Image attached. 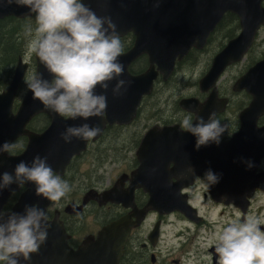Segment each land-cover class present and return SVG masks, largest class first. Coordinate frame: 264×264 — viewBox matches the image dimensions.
<instances>
[{"label": "flooded vegetation", "instance_id": "af4514ba", "mask_svg": "<svg viewBox=\"0 0 264 264\" xmlns=\"http://www.w3.org/2000/svg\"><path fill=\"white\" fill-rule=\"evenodd\" d=\"M262 6L264 7V0ZM120 36L123 53H125L134 45L136 36L134 31ZM193 50L196 49H192L184 59ZM141 56L129 66V72L132 74L141 73L149 67L150 63L147 60L148 66L145 69L132 70V68H138L135 65L139 63ZM184 59L175 64L173 73L165 82L171 80L175 71L184 69L186 65H181ZM241 59L246 65L237 80L257 63L264 61V24ZM221 77L215 84L217 94L212 104V112L215 111L218 114L222 125H230L229 131L233 134L229 136L228 131L223 133L219 145L210 143L197 150V138L191 133L180 131L182 120L186 116H191L194 123L196 113L181 108L179 100L194 97L198 100V104H202L213 94V87L203 91L198 82L201 92L182 96L178 100V112L174 113L176 115L174 119L168 122L160 120L151 124L153 119L148 117V122L145 120L139 124L145 102L152 95L144 96L131 123H107L101 134L88 142L84 152L75 156L62 173L56 172L69 183L72 190L58 203L50 201L46 212L48 222L55 218L61 222L69 248L77 251L87 241L85 249L88 252L93 251L97 247L99 233L112 223L123 220V224H131L132 227L122 246L123 253L118 264H218L214 236L225 225L237 220L242 222L246 217L253 216L261 221L260 228L264 231V113L258 117L255 125L249 124L247 127L243 125L240 114L251 104L253 94L246 88L235 90L234 85L237 80L232 84H224L223 80H220ZM161 80L159 76L157 82ZM24 89L21 93L19 92V96ZM239 95H242L244 99L238 104L236 100ZM223 99L227 100L226 105H223ZM234 104L236 107H233ZM210 113L198 116L203 117L207 122ZM35 118L36 116L33 119ZM33 119L27 126L31 131L42 132L49 126L43 130H36L31 125ZM133 125L138 128L134 132V138L128 144L124 143L120 146L122 149L129 148L131 160L124 162L125 168L116 181L104 184L102 168V173L95 172L100 178L98 182H92L89 175L87 178H78V173L81 172L79 167L87 163L88 159L97 157V150H95L97 148H93L96 143L98 145L101 141L99 148L106 140L108 142L112 134L126 131ZM175 125L178 126V130L164 131V128ZM148 133H150V140L142 146ZM21 137L26 141L21 150L23 152L29 140L27 135H21L17 139ZM252 138H259V140L253 142ZM246 141L249 142L245 143ZM90 154L93 156L90 157ZM141 156L149 164L138 178L136 174L141 166ZM241 158L252 161L255 167L249 169ZM72 168L75 169L72 170ZM191 168L194 171H191ZM152 169H156L155 173L151 172ZM209 169L220 177L218 183L210 186L204 179ZM115 184L119 187V194L124 202L91 198L80 212L66 210L71 204L80 206L90 189L105 193ZM26 190L27 186H24L14 191L3 210L11 211ZM170 199H173V204L170 203ZM167 201L170 204L166 205ZM9 203L10 207L7 208ZM180 203L181 208L186 210L167 211ZM35 205L38 204L35 203ZM84 217L93 218L95 226L85 224ZM171 226L173 230L169 232ZM84 227L87 228L86 231L83 230ZM80 260H73L71 264H104L102 253L93 252ZM3 263L0 262V264Z\"/></svg>", "mask_w": 264, "mask_h": 264}, {"label": "water", "instance_id": "95a60500", "mask_svg": "<svg viewBox=\"0 0 264 264\" xmlns=\"http://www.w3.org/2000/svg\"><path fill=\"white\" fill-rule=\"evenodd\" d=\"M83 2L90 6L98 16H111L113 22L117 24L119 35L134 31L136 36L134 45L118 58L119 62L124 65V73L120 78L130 80L132 84L123 96L115 97L111 88L114 87L116 81L110 83L107 92V115L104 118L91 117L88 120L78 118L66 121L57 113L46 110L39 100H34L31 91L26 92L17 110L14 111L15 98L29 69V63L19 58L9 87L0 92V145L4 142L12 143L21 135H27L29 141L25 150L19 154L4 153L0 155V175L3 172L14 175L16 164L26 161L30 165L33 157L37 154L41 157L47 156L48 163L53 170L62 173L72 158L87 148L89 142L74 138L70 144L65 143L60 138V133L65 130L66 125L88 123L91 126L98 125L103 130L107 123H131L143 97L152 92L159 74H162L163 79L167 80L173 73L176 62L182 60L193 47L203 48L224 15L232 12L240 18L241 32L215 55L210 69L200 80L201 90L205 91L213 87L212 96L202 104H198V100L194 97H185L180 100L181 107L190 111L199 109L198 115L200 116L212 112V104H214L217 94L215 87L217 80L229 64L242 58L252 44L258 29L264 24L263 0H83ZM3 3L5 0H0V4ZM157 3H159V7H156ZM29 14L30 10L26 7L15 5L0 7V19L8 16L22 18ZM142 54L149 56L148 69L139 74L130 73L129 66ZM35 59V74L42 73L46 79L51 80L52 77L36 55ZM242 88H246L253 94L251 104L240 114L243 125L247 127L249 124L255 125L258 117L264 113V61L257 63L236 81L234 89ZM96 91L100 94L104 90L98 86ZM226 101V99L222 100L223 105H226ZM41 113L51 117L49 126L38 133L29 130L28 124ZM198 122L195 120L194 124ZM171 129L178 130L179 128L175 125L164 128V131L167 132ZM149 135L150 133L145 136L142 146L149 142ZM255 140L258 141L259 138H252L251 141L255 142ZM148 164L141 156V166L136 174L138 178L145 172V167ZM134 181L136 182V180ZM117 184L105 193L89 190L80 206L71 204L66 210L74 213L80 212L91 198H106V200L124 202L119 194L120 189ZM25 186H27V190L22 193L11 211L3 209L12 193L19 190L20 187L13 184L10 188L0 192V211L23 213L25 205L37 203L46 212L50 200L36 195L34 183L27 182ZM169 201L172 203L173 199ZM169 201L166 202V205L170 204ZM181 209L185 208H181L180 203L170 207L167 211H181ZM122 222L123 220H119L101 231L95 251L88 252L85 249L87 241L77 251H73L67 246L64 228L61 222L55 218L48 222L51 225L48 229V239L46 244L41 246L39 254H32L31 261H24L21 257L20 264H53L55 262L71 264L73 260H80L93 252L102 253L104 264H118L123 253L122 246L132 227L131 224Z\"/></svg>", "mask_w": 264, "mask_h": 264}, {"label": "clouds", "instance_id": "9594fccd", "mask_svg": "<svg viewBox=\"0 0 264 264\" xmlns=\"http://www.w3.org/2000/svg\"><path fill=\"white\" fill-rule=\"evenodd\" d=\"M26 7L35 14V28L28 26L25 36L29 38L27 55L33 54L44 66L51 80L42 73L24 78L26 90L33 93L46 110L57 113L67 120L91 117L104 118L107 115V92L110 83L115 97L123 96L132 81L121 79L124 65L118 58L124 48L117 24L111 16H98L83 0H5L2 6ZM159 7V3L156 4ZM103 89L98 94L97 87ZM196 121L186 116L180 131L197 138L196 149L210 143L219 145L229 124L221 123L218 114L210 113L208 121L198 116ZM102 129L88 123L66 125L60 138L70 144L73 139L91 141ZM15 143L0 145V155L12 154ZM242 162L249 169L255 164L249 160ZM194 171L193 168L190 169ZM156 169L151 172L155 173ZM208 185L219 182L220 177L211 169L205 173ZM27 182L36 185V195L51 202H59L69 192V183L57 174L48 163V157L35 155L29 165L20 161L15 165L14 175L3 172L0 175V192L17 184L20 188ZM6 217V218H5ZM253 216L242 222L237 220L225 225L214 236L215 253L218 264H264V231ZM48 215L39 205H25L23 213L0 211V262L20 264V258L31 261L32 254H39L48 239Z\"/></svg>", "mask_w": 264, "mask_h": 264}, {"label": "rangeland", "instance_id": "374dc122", "mask_svg": "<svg viewBox=\"0 0 264 264\" xmlns=\"http://www.w3.org/2000/svg\"><path fill=\"white\" fill-rule=\"evenodd\" d=\"M218 34L216 39L208 44L203 50V54L200 53L199 58L197 59L196 63L194 64H187L184 66V69H179L178 71H175L173 77L169 82L165 81H159L157 84V88L153 95L145 102V105L143 107V114L139 120V124H142L145 120L148 122V117H151L153 119V123L155 124L157 122L166 121L168 122L172 118L176 117L174 113L178 112V102L177 99H180L182 96L190 94V93H200V87L198 85L199 80L203 77L204 73H206L212 62L213 56L216 54L218 49L221 47V45L226 41L222 40L219 37ZM33 59V55L29 57L27 54L25 55V60L29 62V60ZM238 63H232L231 66L225 71L223 76L220 80H223L224 84H232L234 83L239 75L245 70V63L243 59H240ZM186 67V68H185ZM35 72V69L33 68L32 72L29 73L30 75ZM26 85L22 86V89L25 88ZM21 89V90H22ZM226 90V89H224ZM21 95L20 101L22 97ZM243 96L239 95L237 97L236 102L241 103ZM233 107H236L234 104ZM182 108V107H181ZM180 114V113H179ZM178 114V116H179ZM39 127L41 124L38 125ZM138 129L136 125L130 126L128 130L122 131L121 133H114L108 138V142L105 141L104 144L101 146L98 145L100 142L95 144L93 148H97V157L96 158H90L88 159V162L81 165L79 168L81 172L78 173V178L82 179L83 177H86L89 175L90 180L92 182H98L99 176L98 174H95V172H101V168L104 169V175L102 179L104 180V184L106 183H112L113 181H116L119 174L123 171L125 168V161L131 160V153L129 152V148H121L120 146L124 143H129L134 138V132ZM93 148L91 150H93ZM91 152V151H90ZM89 152V153H90ZM134 155V153H133ZM93 155L90 154V157ZM101 156V158L99 157ZM115 161V162H113ZM76 168V166H75ZM74 168V169H75ZM72 168V170H74ZM72 173H75L76 171H71ZM83 172V173H82ZM84 174V175H83ZM86 188V187H84ZM96 188V187H95ZM92 190V189H90ZM94 190V189H93ZM83 192V191H82ZM61 201V200H60ZM83 222L90 225L91 227L95 226L94 219L86 217L83 218ZM87 228L84 227V231H86ZM173 230V227L171 226L169 228V232Z\"/></svg>", "mask_w": 264, "mask_h": 264}, {"label": "trees", "instance_id": "16d2710c", "mask_svg": "<svg viewBox=\"0 0 264 264\" xmlns=\"http://www.w3.org/2000/svg\"><path fill=\"white\" fill-rule=\"evenodd\" d=\"M28 26L35 28V14L26 16L24 18L8 16L0 19V91L7 89L13 74L14 67L18 61L19 56L24 57L27 54V44L29 38L25 36L26 29ZM239 30V19L235 14L227 13L223 19L220 21L215 32L211 35L209 39V44L212 43L217 35L219 34L220 39L228 40L235 36ZM224 46L223 44L221 45ZM205 50V49H203ZM203 50H193L192 53L182 61L181 65L194 64L200 56V53L203 54ZM148 58L146 55H143L139 59V63L135 65L138 68H132L135 70H143L148 66ZM30 72L33 68L36 69L35 59L30 60ZM29 73V72H28ZM34 75V72L33 74ZM27 74V77L32 76ZM25 85V84H24ZM26 90V86L25 89ZM23 95V94H21ZM20 95V98H21ZM19 98V101H20ZM179 99L176 101L178 102ZM15 104L14 109H16L20 102ZM51 121V118L48 114L42 113L36 116L33 119L31 125L36 130L45 129ZM41 124L39 127L38 125ZM26 141L21 138L17 139L14 143L17 147L14 149L13 153H19L24 147ZM10 207V203L7 208Z\"/></svg>", "mask_w": 264, "mask_h": 264}]
</instances>
